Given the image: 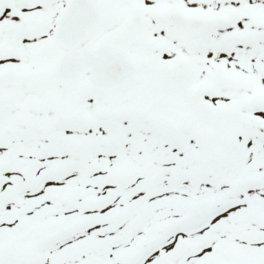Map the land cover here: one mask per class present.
<instances>
[{
  "label": "snow or ice",
  "instance_id": "snow-or-ice-1",
  "mask_svg": "<svg viewBox=\"0 0 264 264\" xmlns=\"http://www.w3.org/2000/svg\"><path fill=\"white\" fill-rule=\"evenodd\" d=\"M0 264H264V0H0Z\"/></svg>",
  "mask_w": 264,
  "mask_h": 264
}]
</instances>
